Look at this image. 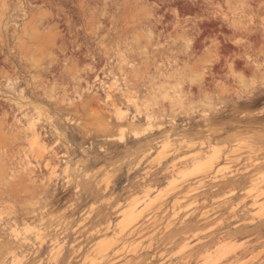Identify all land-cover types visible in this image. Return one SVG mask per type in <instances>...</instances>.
Returning a JSON list of instances; mask_svg holds the SVG:
<instances>
[{
	"label": "rangeland",
	"instance_id": "374dc122",
	"mask_svg": "<svg viewBox=\"0 0 264 264\" xmlns=\"http://www.w3.org/2000/svg\"><path fill=\"white\" fill-rule=\"evenodd\" d=\"M152 2L0 0V261L264 262V109L221 119L264 0ZM201 27L237 43L195 52Z\"/></svg>",
	"mask_w": 264,
	"mask_h": 264
},
{
	"label": "clouds",
	"instance_id": "9594fccd",
	"mask_svg": "<svg viewBox=\"0 0 264 264\" xmlns=\"http://www.w3.org/2000/svg\"><path fill=\"white\" fill-rule=\"evenodd\" d=\"M108 2H112V0H106V3ZM167 2L168 0H153L151 4L142 7L140 12L150 23L154 21L156 24H160L164 21L166 14L171 13L177 17V23L181 24V12L180 10L179 12L177 11L179 8L172 7L170 9L165 7V3ZM172 2H174V0H172ZM188 2L192 4L193 8L196 7V0H188ZM137 3H141V0H137ZM262 7H264V5H262ZM116 11L119 13L120 8L118 7ZM229 11H231V9H229ZM215 15L227 16V13H224L223 10H221ZM184 16H188L190 19H192V15ZM205 19L207 18L205 17ZM262 19H264V15H262ZM112 20L114 25L118 23L116 15L112 16ZM187 22L188 21H184L183 23ZM261 26L264 27V24ZM201 29L202 31L196 32V34L192 35L191 37V42L194 45L193 49H195V52H200L202 48H211L215 50L217 47L220 51L221 49L229 46L233 48V45L237 43L236 38H233L235 32H232L233 35H229V32L222 28V30L217 32L215 35H210L204 30V28L201 27ZM0 40H2V37H0ZM221 59L222 57L218 61L217 65L221 63ZM256 62L257 60L252 56L249 57V66ZM224 63L226 66L231 64V62H229L227 59L224 60ZM259 67L260 71L254 73L251 77H246L243 73L236 72L234 67L232 68V71L236 72L235 83L237 86L230 90L229 100L225 101V103H228L232 106L231 111L227 116L221 117V119L235 120L241 125L255 123V121L243 118L241 114L243 113L244 116H248L249 114L256 113L257 111L264 109V63H260ZM215 71L216 69L214 72ZM212 77L213 74L210 72L209 82L211 81ZM127 86L129 85L126 84V87ZM221 107H223V104ZM101 151H103V149H101ZM0 264H13V262L8 261L6 257L4 261H0ZM37 264H41V262L37 261ZM262 264H264V262H262Z\"/></svg>",
	"mask_w": 264,
	"mask_h": 264
},
{
	"label": "bare ground",
	"instance_id": "6f19581e",
	"mask_svg": "<svg viewBox=\"0 0 264 264\" xmlns=\"http://www.w3.org/2000/svg\"><path fill=\"white\" fill-rule=\"evenodd\" d=\"M28 129H29V127H28ZM34 130L35 129H31V130H29V132H32V133H34ZM1 138V137H0ZM6 144V143H5ZM3 146V145H2ZM222 258H224V257H222ZM216 263V262H215Z\"/></svg>",
	"mask_w": 264,
	"mask_h": 264
}]
</instances>
